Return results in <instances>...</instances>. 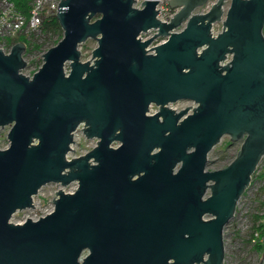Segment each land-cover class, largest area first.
<instances>
[{
    "label": "water",
    "instance_id": "water-1",
    "mask_svg": "<svg viewBox=\"0 0 264 264\" xmlns=\"http://www.w3.org/2000/svg\"><path fill=\"white\" fill-rule=\"evenodd\" d=\"M209 1L169 0L163 21L159 0H60L63 36L36 72L22 71L23 42L0 49V264H224L223 229L264 156V0L196 11ZM80 123L98 140L67 159ZM223 135L240 146L207 170ZM73 180L45 216L11 220L44 184Z\"/></svg>",
    "mask_w": 264,
    "mask_h": 264
},
{
    "label": "built area",
    "instance_id": "built-area-1",
    "mask_svg": "<svg viewBox=\"0 0 264 264\" xmlns=\"http://www.w3.org/2000/svg\"><path fill=\"white\" fill-rule=\"evenodd\" d=\"M142 1L144 0H135L133 6L136 8L141 7ZM168 1L169 0H159V3L156 5V8L159 9V13L157 15V18L159 20L169 21L172 15L177 11V8H172L169 6ZM212 1L213 0L208 2L209 5ZM59 2L60 0H0V49L8 53L11 50L12 45L15 44V42L21 41V40H17V38L26 36L27 34L30 33L37 34L38 32H40L42 27L41 24L44 18H47L49 15H56ZM228 3L229 0H226L225 9L228 8ZM207 9L208 8H206L205 10ZM155 32H156L155 29L150 28L148 32H141L139 34V37L142 40H145L150 38V36H152ZM162 40L164 39L162 38L160 39L157 37L151 42L150 46L154 44H159L161 43ZM229 58L230 57L228 56L224 61H222V63H225L227 60H229ZM37 69L38 68H36V71ZM64 69L66 73H68L69 69L66 65ZM32 74H29V76H31ZM168 106H170L173 109H179L181 107V105H179L178 103H169ZM149 110L150 113H153L155 111V105L151 104ZM83 125L84 124L80 123L78 126L79 129H75V131H73L74 142L70 143V147L73 148L74 151L72 150L67 152L66 154L67 159L85 154L89 149L93 148V146L96 145V142L94 141L95 140L97 141L98 140L97 138H93L91 140L86 138V136H84L82 132ZM5 147H7V145L0 148H5ZM47 187H54V188L51 190V189H47ZM74 188L75 186L69 188L67 185L63 186L58 182L55 183L51 182L44 184L32 196L33 207L17 210L12 215L21 213L22 219L13 220L11 216V220L15 223H22L27 218H31L32 220H34L42 216H45V214L51 212L54 209L52 199L55 196L56 190L61 189L66 193L73 191ZM46 193L51 194L50 196H48V200L45 199L47 197ZM240 197L241 198L239 199L238 203L242 199V195ZM236 214H237V210L235 211L234 216L231 219H233L236 216Z\"/></svg>",
    "mask_w": 264,
    "mask_h": 264
},
{
    "label": "rangeland",
    "instance_id": "rangeland-1",
    "mask_svg": "<svg viewBox=\"0 0 264 264\" xmlns=\"http://www.w3.org/2000/svg\"><path fill=\"white\" fill-rule=\"evenodd\" d=\"M206 8H209V3L196 9V11L203 12ZM221 28V22H217L213 25L214 33H218ZM264 34V28H263ZM96 46V40L87 39L80 45L81 60H90L92 58L91 52ZM39 53H31L27 55L24 53L23 58L27 61V66L23 69L25 74H32L36 71L37 65L31 63L38 58ZM9 125L0 127V147L8 145L6 139ZM241 140L229 141L228 135H223L220 142L214 145L209 151L207 169L221 168L231 161V158L236 154L239 148ZM233 159V158H232ZM264 167V156L260 159L257 169L252 174L250 186L242 194V199L236 206L237 214L231 219L223 229V243H225V259L224 264H258L264 251V235H261L260 249L254 251L251 248V243H247L249 229L252 223L251 215L256 213L261 216V220H264V205L258 207V202L262 200L264 202V176H260V170ZM54 187H47V189H53ZM48 196L50 193H46ZM45 200V201H46ZM13 220L22 219L21 213L12 215Z\"/></svg>",
    "mask_w": 264,
    "mask_h": 264
},
{
    "label": "trees",
    "instance_id": "trees-1",
    "mask_svg": "<svg viewBox=\"0 0 264 264\" xmlns=\"http://www.w3.org/2000/svg\"><path fill=\"white\" fill-rule=\"evenodd\" d=\"M41 25V30L37 34L30 33L26 36L17 38V40H21L25 44L26 50L24 53L26 55L27 53H39L38 58L31 61V63H35L37 65V68L43 61L41 54L49 49V46L56 44L63 36L62 28L61 25L58 24L56 15H49L47 18H44ZM260 176H264V167L260 170ZM262 205H264V202L261 200L258 202V207ZM251 219L252 223L246 242L251 243V248L258 252L261 245L260 236L264 235V220H261V216L256 213L251 215Z\"/></svg>",
    "mask_w": 264,
    "mask_h": 264
},
{
    "label": "flooded vegetation",
    "instance_id": "flooded-vegetation-1",
    "mask_svg": "<svg viewBox=\"0 0 264 264\" xmlns=\"http://www.w3.org/2000/svg\"><path fill=\"white\" fill-rule=\"evenodd\" d=\"M169 103H178L179 105H181V107H180L179 109H173V108H171L170 106H168ZM169 103L167 104V106H168L169 108H171V109L177 111V112L180 111V110H182L183 108H186L187 106H193V105H194V103H193L191 100H188V99H187V100H178V101H175V102H169ZM151 104H154V105H155V111H154L153 113L157 112V111H158V106H157L155 103H151ZM151 104L148 105V112H147V114H149V115H152V114H153V113H150V110H149V107H150ZM183 117H184V116H182L181 118H183ZM78 126H79V125H78ZM78 126H77L76 129H79ZM92 139H93V138H91V140H92ZM94 142H96V140H95ZM119 145H120V142H119L118 140H113V141H111V142L109 143V146L114 147V148L119 147ZM89 150H90V149H89ZM187 152H189V150H188ZM208 155H209V152H208ZM208 155H207V162H208ZM92 164H95V163H92ZM206 164H207V163H206ZM177 167H178V166H177ZM206 169H207V167H206ZM207 170H210V169H207ZM136 177H137V175H133V177H132L131 179L133 180V179L136 178ZM66 185H67L69 188H71L72 186H75L74 190L70 192V193H72V192H74V191L76 190V188H77V186H78V181L73 180V181L67 183ZM207 193H208V192H207ZM207 193H206V194H207Z\"/></svg>",
    "mask_w": 264,
    "mask_h": 264
}]
</instances>
